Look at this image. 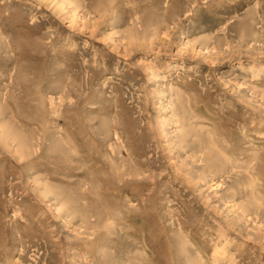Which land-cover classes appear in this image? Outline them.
<instances>
[{
  "label": "rangeland",
  "instance_id": "rangeland-1",
  "mask_svg": "<svg viewBox=\"0 0 264 264\" xmlns=\"http://www.w3.org/2000/svg\"><path fill=\"white\" fill-rule=\"evenodd\" d=\"M57 1L0 0V264H264V0Z\"/></svg>",
  "mask_w": 264,
  "mask_h": 264
},
{
  "label": "bare ground",
  "instance_id": "bare-ground-1",
  "mask_svg": "<svg viewBox=\"0 0 264 264\" xmlns=\"http://www.w3.org/2000/svg\"><path fill=\"white\" fill-rule=\"evenodd\" d=\"M59 1V0H58ZM57 1V2H58ZM77 3V5L80 3L79 0H62V6H64V4H69V3ZM79 7V6H78ZM15 84V83H14ZM14 86V85H13ZM50 122V121H49ZM49 125V124H48ZM3 129L1 130L0 132V140L3 138L5 140V143H9L10 139L13 141V142H16L17 143V148H16V151L18 152V156L20 158V160H23V159H26L25 157L27 156V154L25 153V148H29L28 146V143L26 142V140H24L19 134H14L16 132H11V130L6 126V127H2ZM10 130V131H9ZM13 133V134H12ZM59 133V132H58ZM41 135V134H40ZM61 135V134H60ZM31 137V136H30ZM42 137V136H41ZM31 139V138H30ZM57 141V140H56ZM1 142V141H0ZM12 143V142H11ZM45 143V142H44ZM3 144V143H2ZM14 144V143H13ZM54 144V143H53ZM48 145V144H47ZM57 145V143H56ZM227 145V144H226ZM7 146V145H6ZM16 146V145H15ZM45 146V145H44ZM54 146V145H53ZM51 147V146H50ZM223 147V146H222ZM51 149V148H50ZM27 150V149H26ZM49 150V149H48ZM46 150V151H48ZM226 150V149H225ZM54 152V151H53ZM31 154V153H30ZM58 154V153H57ZM14 155V154H13ZM48 155V154H47ZM56 155V154H55ZM37 156V155H36ZM222 172V170H221ZM39 175V174H38ZM98 184V183H97ZM36 187L38 189L41 190V198H43L45 200V198H49L50 195L52 194V191H49L50 188L52 186H49L47 183L43 184V183H36ZM43 189V190H42ZM111 190V189H110ZM81 195V194H80ZM55 197H59L58 194H55ZM128 197V196H127ZM42 199V200H43ZM55 200V199H54ZM71 207V203L70 202H66L63 207L61 209H65V208H69ZM244 207V206H243ZM242 207V209H244ZM246 207V206H245ZM107 208V207H106ZM105 209V208H104ZM109 210V209H108ZM115 211V210H114ZM255 211V210H254ZM64 212V211H63ZM260 216V215H259ZM88 220V219H87ZM104 221V220H103ZM94 225V224H93ZM100 232V231H99ZM115 232V231H114ZM81 234V233H80ZM114 234V233H113ZM112 236V235H111ZM55 243V242H54ZM95 244V243H94ZM58 255V254H57ZM81 255V254H80ZM138 259V258H137ZM88 260V259H87ZM134 263V262H133ZM142 264V263H141Z\"/></svg>",
  "mask_w": 264,
  "mask_h": 264
}]
</instances>
